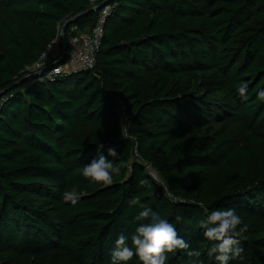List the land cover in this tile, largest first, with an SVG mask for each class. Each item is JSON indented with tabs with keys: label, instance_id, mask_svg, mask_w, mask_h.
<instances>
[{
	"label": "trees",
	"instance_id": "1",
	"mask_svg": "<svg viewBox=\"0 0 264 264\" xmlns=\"http://www.w3.org/2000/svg\"><path fill=\"white\" fill-rule=\"evenodd\" d=\"M107 1L94 68L50 79L57 60L27 69L88 0H0V264H110L117 236L134 230L133 197L170 221L181 215L177 231L205 264L217 262L205 254L200 202L235 207L248 231L232 264H264V0L97 7ZM99 15L66 36L91 33ZM241 80L247 99L235 91ZM108 147L121 174L90 183L78 170ZM73 186L83 192L75 206L62 199Z\"/></svg>",
	"mask_w": 264,
	"mask_h": 264
},
{
	"label": "clouds",
	"instance_id": "2",
	"mask_svg": "<svg viewBox=\"0 0 264 264\" xmlns=\"http://www.w3.org/2000/svg\"><path fill=\"white\" fill-rule=\"evenodd\" d=\"M248 90L249 83L244 80L239 81L235 89L241 99H247ZM256 95L257 99L264 102V87L258 89ZM127 134V123L121 121L120 135L123 137ZM103 147L99 145L100 149ZM116 157L117 150L108 147L107 155L100 151L78 171L90 183L112 185L114 177L121 174V165L116 162ZM142 183L151 187L147 180ZM82 195L83 192L73 186L62 193V199L75 206L80 202ZM167 198L173 203L179 199L171 191L167 193ZM129 204L137 209L134 216L135 227L129 235L117 236L110 251V264H130L134 257L136 264H169L170 255L176 256L177 253H181V264H205L201 250L192 248L177 231V225L183 221L181 215H175L170 221L139 197H133ZM200 207L206 213V218L199 226L203 229V237L210 242L205 253L208 259H214L217 264H232L233 261L243 259L244 247L241 241L248 231V225L237 209H209L204 201L200 202Z\"/></svg>",
	"mask_w": 264,
	"mask_h": 264
},
{
	"label": "built area",
	"instance_id": "3",
	"mask_svg": "<svg viewBox=\"0 0 264 264\" xmlns=\"http://www.w3.org/2000/svg\"><path fill=\"white\" fill-rule=\"evenodd\" d=\"M98 1L99 0H88V3L92 8H96ZM109 11L110 7L106 6L99 12V22L89 34H79L76 27L70 29L67 36L68 51L64 63L69 69L63 70L64 64L62 66H57V63L62 58L64 52L61 44H59L58 51L54 53L56 51L55 42L49 47L48 51L40 57L39 61L27 70L40 72L41 69L54 60H57V63L52 69H50L51 72L47 76L50 79L63 73L70 74L92 70L95 66L96 56L100 50L104 34V21ZM51 59L53 60L51 61Z\"/></svg>",
	"mask_w": 264,
	"mask_h": 264
},
{
	"label": "water",
	"instance_id": "4",
	"mask_svg": "<svg viewBox=\"0 0 264 264\" xmlns=\"http://www.w3.org/2000/svg\"><path fill=\"white\" fill-rule=\"evenodd\" d=\"M109 2H104L103 4H101L99 7L96 8H92L89 11H87L86 13L82 14V15H78L76 16L74 19L68 20L65 22V24L63 25L61 32H60V41L63 45V56L62 58L58 61L57 66H62L65 63V59H66V55H67V47H66V32L68 30V28L72 25H74L76 23V21L80 18H82L83 16L88 15L89 13H99L100 11L103 10V8H105L106 6H108ZM152 175L156 178L155 173L153 172ZM157 179V178H156Z\"/></svg>",
	"mask_w": 264,
	"mask_h": 264
},
{
	"label": "rangeland",
	"instance_id": "5",
	"mask_svg": "<svg viewBox=\"0 0 264 264\" xmlns=\"http://www.w3.org/2000/svg\"><path fill=\"white\" fill-rule=\"evenodd\" d=\"M63 25H64V24H62L61 26H59V30H58V38H57V41H56V48H55L56 51H55L54 53H56V52L58 51V49H59V44H61L62 49H63V45H62V43H61V41H60V32H61V29H62ZM67 36H68V34H67ZM67 36H66V47H67V51H68V40H67ZM54 53H53V54H54ZM54 57H55V55H54ZM53 59H55V58H53ZM53 59H51V61H52ZM66 69H69V68H68L66 65H64V66H63V70H66ZM118 111H119L121 114H123V115H124V113H125V110H124V107H123V106H120L119 109H118Z\"/></svg>",
	"mask_w": 264,
	"mask_h": 264
},
{
	"label": "bare ground",
	"instance_id": "6",
	"mask_svg": "<svg viewBox=\"0 0 264 264\" xmlns=\"http://www.w3.org/2000/svg\"><path fill=\"white\" fill-rule=\"evenodd\" d=\"M152 173H153V171H152ZM156 175V174H155ZM156 178H157V176H156Z\"/></svg>",
	"mask_w": 264,
	"mask_h": 264
}]
</instances>
